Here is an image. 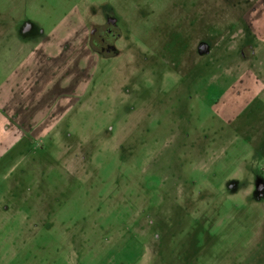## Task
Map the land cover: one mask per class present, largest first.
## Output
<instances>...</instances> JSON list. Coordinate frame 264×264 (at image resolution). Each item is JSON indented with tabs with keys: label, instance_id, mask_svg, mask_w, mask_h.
Returning <instances> with one entry per match:
<instances>
[{
	"label": "rangeland",
	"instance_id": "374dc122",
	"mask_svg": "<svg viewBox=\"0 0 264 264\" xmlns=\"http://www.w3.org/2000/svg\"><path fill=\"white\" fill-rule=\"evenodd\" d=\"M0 264H264V0H0Z\"/></svg>",
	"mask_w": 264,
	"mask_h": 264
},
{
	"label": "flooded vegetation",
	"instance_id": "af4514ba",
	"mask_svg": "<svg viewBox=\"0 0 264 264\" xmlns=\"http://www.w3.org/2000/svg\"><path fill=\"white\" fill-rule=\"evenodd\" d=\"M97 30L90 33L89 40L91 38H95L92 41L93 45L98 48V54L101 56H109L111 53H114L115 49V42L119 37L118 29L115 28L114 22L110 21L109 23H105L101 26L102 35H96ZM103 30V31H102Z\"/></svg>",
	"mask_w": 264,
	"mask_h": 264
},
{
	"label": "crops",
	"instance_id": "0c3cea01",
	"mask_svg": "<svg viewBox=\"0 0 264 264\" xmlns=\"http://www.w3.org/2000/svg\"><path fill=\"white\" fill-rule=\"evenodd\" d=\"M22 29H23V28H22ZM8 31H9V30H8ZM8 31H7V32H8ZM7 32H6V33H7ZM22 32H23V31H22Z\"/></svg>",
	"mask_w": 264,
	"mask_h": 264
}]
</instances>
